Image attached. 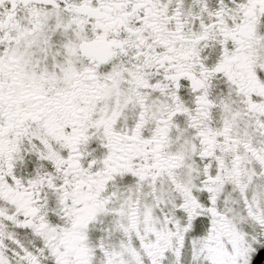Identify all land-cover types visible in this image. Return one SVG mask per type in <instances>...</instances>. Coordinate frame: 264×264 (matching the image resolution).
<instances>
[{"label":"snow or ice","instance_id":"snow-or-ice-1","mask_svg":"<svg viewBox=\"0 0 264 264\" xmlns=\"http://www.w3.org/2000/svg\"><path fill=\"white\" fill-rule=\"evenodd\" d=\"M0 264H264V0H0Z\"/></svg>","mask_w":264,"mask_h":264}]
</instances>
